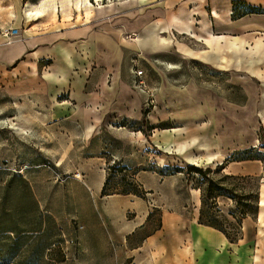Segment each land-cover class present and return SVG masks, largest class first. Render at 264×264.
<instances>
[{
  "label": "rangeland",
  "instance_id": "rangeland-1",
  "mask_svg": "<svg viewBox=\"0 0 264 264\" xmlns=\"http://www.w3.org/2000/svg\"><path fill=\"white\" fill-rule=\"evenodd\" d=\"M66 1L41 5L39 0H0V41L92 27L62 49L71 65L70 78L86 83L84 104L61 106L65 92L54 99L45 88L36 93L28 72L23 95L0 97V264H65L59 261L81 229L72 218L76 213L112 195H129L146 204L170 202L171 187L177 197L180 187L195 190L202 222L225 230L234 244L244 234L250 238L238 264H264V224L257 220L258 202L264 199V0H229V15L226 0H91L98 8L121 1L133 5L102 24L78 15L73 5L78 0L62 12ZM51 2L55 10L48 7ZM213 3L222 27L212 16ZM39 10V16H30ZM172 13L193 33H158ZM202 22L214 36L223 37L214 53L192 36L204 34ZM8 28L18 29L19 35L6 39L2 32ZM86 37L92 44H83ZM232 37L243 45L230 52L227 38ZM169 39L172 45L164 46ZM186 48L197 55L184 54ZM202 54L225 67L205 61ZM19 61L29 66L33 57L25 54ZM49 63L51 58L43 60ZM115 67L120 79L108 90ZM251 69L259 70L253 74ZM137 71L141 75L135 76ZM127 93L139 97L137 116L113 110ZM169 93L189 97L176 113L174 101L165 106L160 100ZM88 101L96 103L98 121L92 112H84ZM218 144L222 156L192 164L202 145L216 152ZM189 165L201 173L190 171ZM87 186L98 192L90 194ZM176 199L172 204L180 202ZM250 210L252 214H244ZM143 227L133 234V243L160 227L158 210L150 212Z\"/></svg>",
  "mask_w": 264,
  "mask_h": 264
},
{
  "label": "crops",
  "instance_id": "crops-1",
  "mask_svg": "<svg viewBox=\"0 0 264 264\" xmlns=\"http://www.w3.org/2000/svg\"><path fill=\"white\" fill-rule=\"evenodd\" d=\"M225 3V9L229 15V0H226ZM127 4L128 2L121 1L102 5L101 8L94 7L87 18L91 23L102 24L107 17L131 9L133 5ZM218 12L217 5L213 3L212 16L216 19L217 26L222 27L224 22H222V18L220 19ZM228 15L224 21H228ZM201 25L204 34L192 36L196 37L197 41H203L214 53V46L217 47L219 39L223 37L214 36L213 29L211 26H206L205 22H202ZM90 29L92 27L84 26L79 30L72 28L59 32L52 31V35L35 36L24 41H0V97L4 94L23 95L27 91L29 79H31L34 82L36 93H42L45 88L50 93L49 96L54 99L57 94L65 92L66 98L61 106L70 102L84 104L87 98L84 92L86 83L82 84L70 78L71 65L66 52H63L62 49L72 46L74 36L89 32ZM115 31L119 38L122 28ZM52 37L55 40L51 44L47 43ZM90 39L91 37L82 41L83 44H92ZM172 42L169 39L168 44L164 46L169 47ZM239 45L241 46L243 43H240L237 38H227L226 49L228 51L232 52ZM182 51L187 55H197L187 48ZM25 54H30L33 57V62H28L29 66L20 65L19 60ZM200 57L220 68L225 67L216 60L213 62L214 57L211 55L202 54ZM47 58H51V63L43 64V60ZM26 72L30 74L29 79ZM111 75V86H105L107 75L103 76L101 81V85L108 90H113L120 79L118 67L114 68ZM124 98L123 102L113 106V110L120 114L131 111L137 116L140 107L137 94L127 93ZM175 99H180V101L177 102ZM188 99L189 97L186 95L171 93L160 97L165 106H167L166 104L171 105V100L177 104L178 108L174 113L179 110L180 105L188 102ZM87 103L89 106L84 112H92L95 115L96 103L91 101ZM162 112L164 113L161 111L156 114L162 115ZM94 118L98 121L97 115ZM186 146H196V144L187 143ZM201 148L203 152L198 157L191 158L192 164L197 162L199 157H214L220 151L219 144L216 152L208 145H202ZM86 190L90 194L98 192V189L90 186H87ZM145 190L149 192L147 194H152V189ZM170 190L172 194L168 198L171 201L161 202L159 205L155 202L146 204L144 200L132 198L129 195H112L102 202L90 203L86 210L84 209L82 213L78 212L72 217L81 229H78L75 244L66 248L63 262H59L65 264H238V259H242L244 256V245L250 238L248 237V239L244 234L237 245L230 243L218 230L198 222L200 199L195 190L188 188L183 190V187H180V191L176 190L179 197L175 195L174 188L171 187ZM183 193L184 198L181 199L180 195ZM176 198L180 202L174 205L172 203H175ZM154 209L158 210L160 227L145 235L139 242L133 243V234L144 228L146 219Z\"/></svg>",
  "mask_w": 264,
  "mask_h": 264
},
{
  "label": "bare ground",
  "instance_id": "bare-ground-1",
  "mask_svg": "<svg viewBox=\"0 0 264 264\" xmlns=\"http://www.w3.org/2000/svg\"><path fill=\"white\" fill-rule=\"evenodd\" d=\"M44 1L45 0H39L41 5L44 4ZM96 1L99 2L100 0H96ZM67 5H71V0H67L65 3H63V2L61 3L60 7H61V11L62 12L66 8ZM73 5H74L75 11L77 12L78 15H81L82 13H84V15L87 16V15H89L90 12H92L91 10L94 9V6L90 2V0H78ZM48 7L49 8L51 7L54 10L56 8L55 4L53 2L48 3ZM28 9H29V7H28ZM42 12H43V10H39V11H36L34 15H31L30 14L31 12H29V14H30V16H39L40 13H42ZM169 29L175 31L178 34L188 35V34H192L193 33L192 27L190 25H188V24L183 23L181 18H180V16L178 14H175V13H172L170 15L169 24L167 26H158L157 27L158 33H162V34L166 33V32H169ZM146 36H150V35H146ZM259 45H260V42H258L256 44V48H258ZM248 63L251 65L253 63V60L250 59V61H248ZM257 71H254V70L251 69V73H253V74H256ZM262 120H264V114H262ZM220 155L222 156L221 151H219V154L216 155V156H220ZM201 158L207 160V162L214 161V157H200V158H198V160L200 159V161H201L202 160ZM196 163L197 162H195L194 165ZM217 165H220V163H218ZM257 220H258L259 224H261V225L264 224V199H261L259 201V211H258V214H257ZM260 231H262V230H260Z\"/></svg>",
  "mask_w": 264,
  "mask_h": 264
},
{
  "label": "trees",
  "instance_id": "trees-1",
  "mask_svg": "<svg viewBox=\"0 0 264 264\" xmlns=\"http://www.w3.org/2000/svg\"><path fill=\"white\" fill-rule=\"evenodd\" d=\"M238 1H240V0H238ZM251 9H253L254 7H250ZM248 13H254L252 10L250 11V12H248ZM241 16H244V14H242ZM188 169L190 170V171H194V172H196V173H201V169H199V168H197V167H194V166H192V165H189L188 166ZM102 195H104V193H103V190H102ZM259 203V202H258ZM252 210V209H251ZM244 211V214H247V212H249V213H253V211ZM149 216H150V214H149ZM148 216V217H149ZM199 222L200 223H202V224H205V225H208V226H210V227H213L214 229H217V230H219L220 232H222L225 236H226V238L229 240V242L230 243H233V239H231V237L229 236V234L227 233V232H225V230H223V229H221L220 227H218L216 224H214V223H204V222H202V216L200 215V217H199Z\"/></svg>",
  "mask_w": 264,
  "mask_h": 264
},
{
  "label": "built area",
  "instance_id": "built-area-1",
  "mask_svg": "<svg viewBox=\"0 0 264 264\" xmlns=\"http://www.w3.org/2000/svg\"><path fill=\"white\" fill-rule=\"evenodd\" d=\"M2 35L3 37H5L6 39H12L14 37H17L19 35V32H18V29L16 28H8V29H5L3 32H2ZM141 75V72L140 71H137L135 73V76H139Z\"/></svg>",
  "mask_w": 264,
  "mask_h": 264
}]
</instances>
